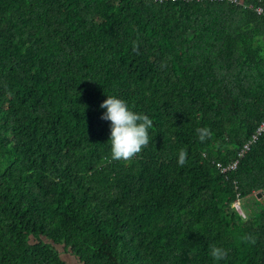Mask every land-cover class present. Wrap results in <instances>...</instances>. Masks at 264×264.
Segmentation results:
<instances>
[{
    "label": "trees",
    "instance_id": "16d2710c",
    "mask_svg": "<svg viewBox=\"0 0 264 264\" xmlns=\"http://www.w3.org/2000/svg\"><path fill=\"white\" fill-rule=\"evenodd\" d=\"M240 1L0 0V264H264V0ZM108 96L153 121L131 161Z\"/></svg>",
    "mask_w": 264,
    "mask_h": 264
},
{
    "label": "clouds",
    "instance_id": "9594fccd",
    "mask_svg": "<svg viewBox=\"0 0 264 264\" xmlns=\"http://www.w3.org/2000/svg\"><path fill=\"white\" fill-rule=\"evenodd\" d=\"M100 107L107 109L101 119L111 122L109 140L111 142V159L131 161L141 152L142 148L148 145V129L153 126V121L146 114L130 110L127 102L116 96H108ZM196 131L201 142L210 139L212 136L211 130L207 127L198 128ZM186 162L187 152L181 149L177 163L182 167ZM246 239L255 243L251 238L246 237ZM226 254L223 249L212 247L211 255L215 259L221 260Z\"/></svg>",
    "mask_w": 264,
    "mask_h": 264
},
{
    "label": "built area",
    "instance_id": "2783aa9c",
    "mask_svg": "<svg viewBox=\"0 0 264 264\" xmlns=\"http://www.w3.org/2000/svg\"><path fill=\"white\" fill-rule=\"evenodd\" d=\"M151 1L164 2V1H177V0H151ZM180 1H183V2L229 1L230 3L236 4V5L242 4V2L240 0H180ZM250 7L252 8L251 5H250ZM255 10L258 12V14H263L264 13V10H263L262 7H258ZM262 129H264V123H262L261 127L258 129V132H260ZM254 138H256V135H254ZM248 148H249V146L246 145L245 149H248ZM237 163H238V161L235 162L234 164L230 165L229 167H223L222 168V172H226V171H229V170L236 169Z\"/></svg>",
    "mask_w": 264,
    "mask_h": 264
},
{
    "label": "rangeland",
    "instance_id": "374dc122",
    "mask_svg": "<svg viewBox=\"0 0 264 264\" xmlns=\"http://www.w3.org/2000/svg\"><path fill=\"white\" fill-rule=\"evenodd\" d=\"M235 206L238 208L240 211V203L237 202ZM58 251L62 254L61 256L67 261L68 264H81L75 256H72L70 253L65 251V248L63 247H58Z\"/></svg>",
    "mask_w": 264,
    "mask_h": 264
}]
</instances>
